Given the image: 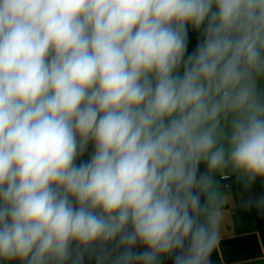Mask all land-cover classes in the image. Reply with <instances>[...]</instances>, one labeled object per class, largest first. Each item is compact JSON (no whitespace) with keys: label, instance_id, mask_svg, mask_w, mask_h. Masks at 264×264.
Here are the masks:
<instances>
[{"label":"clouds","instance_id":"clouds-1","mask_svg":"<svg viewBox=\"0 0 264 264\" xmlns=\"http://www.w3.org/2000/svg\"><path fill=\"white\" fill-rule=\"evenodd\" d=\"M229 167L264 182V0H0V264H209Z\"/></svg>","mask_w":264,"mask_h":264},{"label":"rangeland","instance_id":"rangeland-1","mask_svg":"<svg viewBox=\"0 0 264 264\" xmlns=\"http://www.w3.org/2000/svg\"><path fill=\"white\" fill-rule=\"evenodd\" d=\"M192 45L196 34L190 29ZM216 210L215 227L218 235H234L237 229L256 226V216L264 214V207L257 205L260 197L264 196V182L257 179L249 185L238 177L230 167L211 173ZM227 186V187H226Z\"/></svg>","mask_w":264,"mask_h":264},{"label":"crops","instance_id":"crops-1","mask_svg":"<svg viewBox=\"0 0 264 264\" xmlns=\"http://www.w3.org/2000/svg\"><path fill=\"white\" fill-rule=\"evenodd\" d=\"M203 219V217H202ZM256 226L239 228L234 235H217V243L209 256V264H264V214L256 216ZM85 264H95L85 257ZM164 264H172L165 259Z\"/></svg>","mask_w":264,"mask_h":264},{"label":"trees","instance_id":"trees-1","mask_svg":"<svg viewBox=\"0 0 264 264\" xmlns=\"http://www.w3.org/2000/svg\"><path fill=\"white\" fill-rule=\"evenodd\" d=\"M201 171H205V166L204 165H201Z\"/></svg>","mask_w":264,"mask_h":264},{"label":"built area","instance_id":"built-area-1","mask_svg":"<svg viewBox=\"0 0 264 264\" xmlns=\"http://www.w3.org/2000/svg\"><path fill=\"white\" fill-rule=\"evenodd\" d=\"M227 187V186H226Z\"/></svg>","mask_w":264,"mask_h":264}]
</instances>
